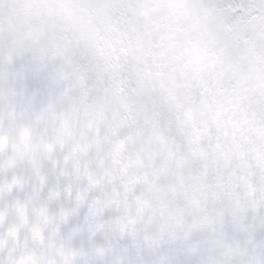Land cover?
<instances>
[{"label":"snow or ice","instance_id":"6c2138e0","mask_svg":"<svg viewBox=\"0 0 264 264\" xmlns=\"http://www.w3.org/2000/svg\"><path fill=\"white\" fill-rule=\"evenodd\" d=\"M0 264H264V0H0Z\"/></svg>","mask_w":264,"mask_h":264}]
</instances>
